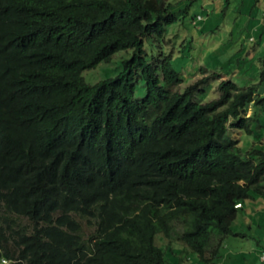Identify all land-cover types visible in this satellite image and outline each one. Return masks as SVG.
<instances>
[{"label": "trees", "instance_id": "trees-1", "mask_svg": "<svg viewBox=\"0 0 264 264\" xmlns=\"http://www.w3.org/2000/svg\"><path fill=\"white\" fill-rule=\"evenodd\" d=\"M176 21L170 0H0V264H172L165 241L209 264L240 236L264 200V96L223 81L202 103L208 77L178 90L172 55L144 50ZM127 50L118 76L85 81Z\"/></svg>", "mask_w": 264, "mask_h": 264}, {"label": "rangeland", "instance_id": "rangeland-1", "mask_svg": "<svg viewBox=\"0 0 264 264\" xmlns=\"http://www.w3.org/2000/svg\"><path fill=\"white\" fill-rule=\"evenodd\" d=\"M170 2L177 21L170 26L165 43L156 38L144 41L146 61L155 62L162 52H165L166 56L172 55V64L185 78L178 88L181 92L208 77L210 80L204 88L202 87L204 93L198 97L202 103L219 98V86L223 81H231L241 89L259 84L261 96H264V0ZM198 16H201L203 21L194 23ZM133 55V50L118 52L111 62L101 63L96 69L85 71L83 77L90 85L115 78L124 71L123 62L131 60ZM201 67L207 70L202 72ZM144 85L143 81L137 84L135 99L146 95ZM252 113L251 106L247 116ZM257 129H260V125ZM230 133L236 140L242 137V145L253 141L252 135H242L237 130H231ZM255 135L254 144H264V136L259 131ZM24 223L29 224L27 220ZM83 223L88 238L93 228H90L86 221ZM234 232L240 236H228L221 247L218 241L214 242L208 254L210 258L215 255L217 259H213L209 264H264L261 258L264 253L262 200L245 202V209L240 212L234 224ZM162 244L166 248L165 253H172L167 256L169 262L177 264L180 249L173 247L174 250L171 251L167 248L168 241ZM188 256H183V259ZM185 264L202 263L196 255H192Z\"/></svg>", "mask_w": 264, "mask_h": 264}, {"label": "clouds", "instance_id": "clouds-1", "mask_svg": "<svg viewBox=\"0 0 264 264\" xmlns=\"http://www.w3.org/2000/svg\"><path fill=\"white\" fill-rule=\"evenodd\" d=\"M201 17V16H198V18ZM202 18V17H201ZM242 205H237V208H241ZM262 260L264 261V254L262 255ZM4 263H7V261L3 260Z\"/></svg>", "mask_w": 264, "mask_h": 264}, {"label": "crops", "instance_id": "crops-1", "mask_svg": "<svg viewBox=\"0 0 264 264\" xmlns=\"http://www.w3.org/2000/svg\"><path fill=\"white\" fill-rule=\"evenodd\" d=\"M263 202H264V200H263ZM252 203H254V202H252ZM262 204H263V203H262ZM244 209H245V207H244ZM259 214H260V213H259ZM256 215H258V214H256ZM256 215H255V216H256ZM263 254H264V253H263Z\"/></svg>", "mask_w": 264, "mask_h": 264}, {"label": "built area", "instance_id": "built-area-1", "mask_svg": "<svg viewBox=\"0 0 264 264\" xmlns=\"http://www.w3.org/2000/svg\"><path fill=\"white\" fill-rule=\"evenodd\" d=\"M201 19H202L201 17L198 18V20H201Z\"/></svg>", "mask_w": 264, "mask_h": 264}]
</instances>
